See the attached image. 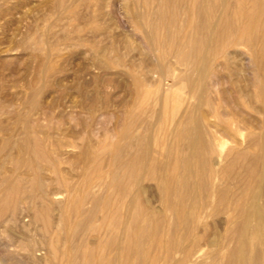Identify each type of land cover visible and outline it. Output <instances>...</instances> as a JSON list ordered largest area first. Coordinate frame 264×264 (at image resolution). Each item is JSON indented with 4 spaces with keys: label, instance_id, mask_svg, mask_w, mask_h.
<instances>
[{
    "label": "rangeland",
    "instance_id": "obj_1",
    "mask_svg": "<svg viewBox=\"0 0 264 264\" xmlns=\"http://www.w3.org/2000/svg\"><path fill=\"white\" fill-rule=\"evenodd\" d=\"M64 1V6L60 8L57 0H0V264H114L116 261L119 263L115 264H128L129 260L140 264V259L143 261L141 264H182L184 250L173 254L168 242L164 248H157L152 232L143 235L145 238L141 236L144 242L139 239L130 250H125V253L130 252L129 255L122 252L127 228L123 225L121 230L117 229L114 221L106 225L109 213L105 201L109 200L110 204L121 208L128 201H138L143 216L155 210L166 214L165 191L169 185L160 181L165 174V155L161 149L165 144L164 147L172 146L173 150L179 152L180 160L187 166V189L192 192L187 190L191 196L189 207L199 205L202 196L197 191L202 175L200 160L195 154L194 145L199 141L195 125L182 116V113L185 114L181 110L174 123L177 135L170 137L171 123L164 121V118V132L160 135L156 131L162 115L161 107L155 104L156 100L151 99L147 107L137 111L138 88L145 87L153 76L151 66L144 57L150 55L148 57L152 62L153 57L143 38V29L131 22V0H109L103 13L111 18L112 23L118 24L102 30L100 34L93 33L87 20H77L72 13L76 10L75 16L85 17L96 8L82 6L79 1ZM101 27L106 29L105 24ZM180 35L183 36V33ZM112 36L124 40L114 45ZM114 46L118 54L111 52ZM180 47L177 46V51H181ZM188 48L185 56V53L195 49V44ZM246 49L234 46L228 53L234 57L239 55L238 60L242 58L240 62L251 71L254 68L249 59L251 52ZM107 50L109 54L105 55ZM184 55L168 58L163 65L170 64L168 67L171 66L175 74L178 71L177 76L185 69L179 64ZM222 59L216 68L223 73L228 88V81L232 78L226 79L228 70ZM170 88V85L167 86V89ZM184 90L183 94L187 95L188 89ZM216 103L211 112L217 117H210L211 123L229 125L232 120L230 124H233L236 133L241 129L243 131V122L247 121L249 129H261L263 110L257 102L242 105L220 103L222 107L219 101L216 100ZM196 133L198 139L194 138ZM236 135L245 146V136ZM154 139L160 142L156 145ZM229 145L232 144L227 142L225 152ZM100 149L105 153L102 157L98 156ZM153 151L159 167L153 170L156 174L149 168L139 178L137 168L130 179V191L121 188L115 191L117 184L113 178L117 176L123 179L127 176V171L119 166L123 156L128 159L129 165L138 157L141 166L148 167L150 161L146 155L148 152L153 154ZM221 151L219 146L214 148V160L219 158ZM225 152L224 158L227 157ZM140 154L142 157H139ZM224 158L223 163L214 166L215 173L229 160L228 157L226 160ZM100 161L104 168L99 167ZM263 172L264 168L260 167L258 176L252 179L246 190L261 196V207L264 204V179L260 180ZM139 183H142L141 187ZM212 183L216 186L220 182L214 178ZM172 188L176 190V185ZM9 191L10 200L6 201ZM100 197L105 198L102 200ZM213 205L198 209L196 217L198 214L200 217L204 215L202 219L198 218L200 225L205 221L212 224L222 219V216L219 218L215 214ZM123 212L125 219H128L129 211ZM201 232L200 229L196 230V238L201 236ZM118 237L121 243L113 240ZM214 239L212 233L206 238L207 242ZM207 242H202L200 252L184 264H214L212 260L215 255H220L222 251H212L206 246ZM203 251L205 255L201 256ZM131 261L129 264H133Z\"/></svg>",
    "mask_w": 264,
    "mask_h": 264
},
{
    "label": "bare ground",
    "instance_id": "obj_2",
    "mask_svg": "<svg viewBox=\"0 0 264 264\" xmlns=\"http://www.w3.org/2000/svg\"><path fill=\"white\" fill-rule=\"evenodd\" d=\"M78 1L82 6L96 8V10L92 11L91 14H88V16L85 17L75 16L76 10L72 12L74 13L73 16L75 19L87 20L86 22L93 33L100 34L102 30L111 29L113 25L118 24L112 23L110 20L111 18L103 13V10L108 6L109 0H73L74 3ZM64 2V0H57V4L60 8L64 6ZM131 2V22L133 25L143 29V38L147 43V47L150 49V54L152 55L151 58L153 57V62L151 61L152 59L149 58L150 55H148L149 57L147 55L144 57V60L151 66V73L153 76L152 79L147 81L145 87L139 86L138 88L136 98L137 111L147 107L151 99L156 100L155 104H158L161 107L162 115L161 119H159L161 123L156 131L160 135L164 132L162 131L164 125L162 118H164V121L168 120L171 123L168 132L170 137L177 135L174 123L181 110H183L185 114L183 115L182 113V116H186L194 123V127L196 128L199 137V141L197 140L198 142L194 145L196 150L195 154H197V157L200 160L202 175L198 186L200 193L198 191L197 193L199 195L201 194L200 196L202 197L200 199L202 201L199 205L195 206L194 204V207L192 206L193 209L189 207V199H191V196L187 191L189 190V188L187 189V166L185 162L180 160L181 154H179V152L173 150L172 146L167 145L164 147L165 144H163V148L161 149L164 151L165 155V163L162 159L165 174L162 177L160 176V181H165V183L169 185L167 189L165 188L167 216L156 210L143 216L142 206L138 201H128V203L121 208L110 204L109 200H107L105 202H107L109 214L106 218V225L109 226L108 223L111 224L114 221V226L119 230H121L120 227L123 225L126 226L127 232L125 234L124 244H122L123 246L117 244L118 246L123 247L122 249H124V251H121L124 253L125 250L131 248L135 242L138 243L139 239L144 242L143 239L146 236L144 237L143 235L152 232L155 237V245L157 248H162L166 245V242H168L171 253L174 254L175 252L178 253L177 251L179 250H184V261L182 260V264H184L189 262L192 257L200 252L202 248L201 243L207 242V236L212 233L215 235V239L207 242L206 246L212 251L220 250L224 252H221L220 255L216 254V257L213 256V258H215L211 260L214 264H262L264 262V202L262 201L263 206L261 207V196L254 193L252 194V191L246 192V190L249 189V185L251 184L252 179L257 175L259 168H264V0H131ZM86 17L89 18L87 19ZM99 20H102L103 22H99ZM102 24L106 25V29L101 27ZM181 33H183V36L180 35ZM180 37H182L181 42ZM123 40L114 36L111 38V42L114 45L115 43L123 42ZM193 43L195 44V49L191 53H185V56L184 52H186L187 48ZM178 45L181 46V51H177ZM234 46H243L245 49L247 48L246 50L251 52V57L249 59H251L254 67L251 69L252 72L250 71V68L247 69L240 62L242 58L238 60L239 58L237 57H239V55H235L234 57V55L228 53ZM168 47H173L175 49H168ZM189 51L191 50L189 49ZM111 52L118 54L116 47L111 48ZM104 53L105 55L109 54V50ZM182 55H184L183 61L180 60L181 63L178 62L183 65L185 69L176 76L178 71H176L175 74L170 68L171 66L168 67L170 64L164 66L163 63L167 62L168 58L175 59ZM222 58H224V64L228 70V77L226 79L229 77L232 78L231 81H228V88L225 86V83L227 82L224 81L223 73L221 74L216 66ZM239 62L240 64H238ZM242 62L244 61L242 60ZM247 72L249 73L248 75ZM169 85L171 88L167 89V86ZM184 89H188L187 95L183 94V92H185ZM182 90L184 91L182 92ZM216 100L219 101V106L220 103L228 105L239 103L242 105L257 102L260 104L263 110V119L262 124L260 125L261 129L259 128V131L249 129V124L247 123L249 121H247L243 122V131L241 129V131L237 132L240 137L245 136V146L243 145V140L237 138V133L234 132L232 127L233 124H230L232 120L228 123L229 125H222V123L219 124L217 122L211 123L210 117L215 119L217 117V115H214L211 112L214 103L215 105L218 103H216ZM222 105L223 104H221L220 107H222ZM214 109L216 108L214 107ZM132 117L134 116L132 115ZM225 122H227V120ZM245 130L247 131L246 134H244ZM197 133L196 137L194 136L196 139H198ZM155 141L156 145L160 142L158 140ZM227 142H230L232 145H229L230 147L228 146L229 148L225 152L224 147L227 146ZM216 146H219L222 151L219 158L216 156L218 159L214 160L213 153ZM191 147H193V145ZM224 152L229 160L215 173L214 166H219L223 163L222 159L224 158ZM103 153V149H100L98 151V156L102 157ZM120 155L121 153L119 156ZM154 155V151L153 154L149 152L147 153L146 156L150 161V164L147 165L148 167L145 165L141 166L138 157L131 165H129L128 159L123 156L119 166L127 171V176L123 179H120L117 176L113 178L117 184V187L114 186L116 187L115 191L117 188L129 190L131 185L130 179L133 175V171L137 168L140 173L137 175L139 178H142V173L149 170V168L154 172L153 170L158 167ZM139 157H142V155ZM102 161L99 162L100 168H104ZM193 165L195 164L193 163ZM192 169L193 167L191 170ZM161 170L162 169H160V171ZM180 170L183 171H181L182 174H180ZM154 174L156 173L154 172ZM192 177H194V175ZM214 178H218V181L220 182L216 186L212 185V180ZM262 179H264V172L260 175V180L262 181ZM158 184L160 188V183L158 182ZM164 184H162L161 187H163ZM174 184L176 185V190L172 188ZM141 185L139 187H141ZM256 186L258 185L256 184ZM161 190L163 191L162 188ZM189 191L191 192V189ZM258 191H260V189ZM10 194L11 191L6 195V201L9 199L8 197ZM161 196L163 195L161 194ZM129 197L127 200H129ZM100 198L103 200L105 197ZM99 201L100 200H98V202ZM212 205L214 206L215 214H218L217 217L222 216V219H219V221L217 219V221L212 224L205 221V223L202 222L200 225L198 218L202 219L204 215L202 214L203 217H200L198 214L196 217L198 209L200 208L203 210L204 208L212 207ZM123 211H129L130 217L128 219H125ZM206 218L208 219L207 216ZM197 229L202 231L199 238H196L195 236ZM119 233L120 232H118V235ZM167 238L168 241L166 240ZM111 240L112 239H110V242ZM113 240H117L118 243L120 242V237ZM184 244H188L187 247L184 246ZM134 249H136L135 246ZM137 249L139 252V248ZM170 251L168 253L169 255ZM204 251H206V248ZM204 251L201 253V256L204 254ZM146 252L148 253L147 250ZM126 253L129 255L130 252L126 251ZM180 254L182 253L180 252ZM165 255L167 256V253ZM167 258H169V256H167ZM196 259L198 260V257H196ZM141 260L142 259H140V262L142 263L143 261ZM158 260L160 261V258ZM130 261L131 260H129L128 264ZM180 261L181 259L179 262ZM117 262L118 261L115 263ZM209 262L210 259L208 263ZM132 263L134 264V262Z\"/></svg>",
    "mask_w": 264,
    "mask_h": 264
}]
</instances>
